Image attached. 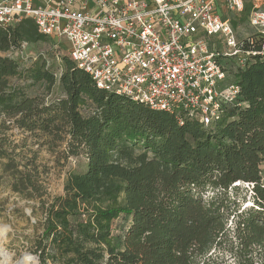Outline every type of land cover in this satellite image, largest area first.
I'll use <instances>...</instances> for the list:
<instances>
[{
    "label": "trees",
    "instance_id": "obj_1",
    "mask_svg": "<svg viewBox=\"0 0 264 264\" xmlns=\"http://www.w3.org/2000/svg\"><path fill=\"white\" fill-rule=\"evenodd\" d=\"M251 8L247 3L233 26L245 24ZM48 39L30 18L0 25V130L12 125L46 144L66 138L68 153L85 157L33 240L38 264H226L206 254L228 234L230 216L231 264H264V59L232 72L237 100L205 126L186 112L155 110L96 87L67 54L63 97L44 102L10 85L20 72L6 53ZM24 75L48 88L56 81L41 56ZM5 145L4 135L0 156L12 190L41 197L37 168L18 169ZM242 184L251 187L252 205L239 209ZM118 220L125 225L116 224L114 236Z\"/></svg>",
    "mask_w": 264,
    "mask_h": 264
},
{
    "label": "built area",
    "instance_id": "obj_2",
    "mask_svg": "<svg viewBox=\"0 0 264 264\" xmlns=\"http://www.w3.org/2000/svg\"><path fill=\"white\" fill-rule=\"evenodd\" d=\"M93 1L96 10L74 8ZM0 0V25L23 18L85 71L96 87L209 126L240 92L233 71L264 59L263 0ZM24 44V43H23ZM22 44V45H23ZM27 44V43H25Z\"/></svg>",
    "mask_w": 264,
    "mask_h": 264
},
{
    "label": "rangeland",
    "instance_id": "obj_3",
    "mask_svg": "<svg viewBox=\"0 0 264 264\" xmlns=\"http://www.w3.org/2000/svg\"><path fill=\"white\" fill-rule=\"evenodd\" d=\"M248 3L253 0H246ZM241 25L240 34L250 33L245 24ZM67 46L62 42L54 44L50 39L46 42L27 43L20 48L12 49L6 54L18 65L20 75L9 78V84L20 86L29 96H37L44 102L63 97L64 93L59 84V74L63 70L62 57L66 54ZM41 56L46 60L47 67L55 74V83L48 88L43 84H32L24 75V72L32 63ZM83 114L87 109L81 110ZM6 136L9 152H13L18 169L33 171V166L39 171V183L43 187L41 197H26L15 192L11 188L13 175L5 170L7 159L0 156V234L3 235L2 246L11 254L10 264L24 258L27 253L31 258L28 264H38V258L33 253V240L41 232L47 209L54 198L63 195V186L66 176L71 172L82 171L85 167V157L82 154L71 155L67 151V141L64 138L56 143H42L34 134L25 132L12 125L8 129L0 130V137ZM261 175L264 180V162L261 164ZM237 194L238 208L252 205L250 186L241 185ZM116 224L124 226L122 220L114 222L113 233L116 236L118 229ZM226 227L228 234L221 239V244L213 246L206 254L216 262L231 264L234 261V238L232 237L231 216ZM1 261V257H0Z\"/></svg>",
    "mask_w": 264,
    "mask_h": 264
},
{
    "label": "bare ground",
    "instance_id": "obj_4",
    "mask_svg": "<svg viewBox=\"0 0 264 264\" xmlns=\"http://www.w3.org/2000/svg\"><path fill=\"white\" fill-rule=\"evenodd\" d=\"M2 240H3V235L0 234V257H1L0 264H10L9 262H10L11 254L3 248ZM30 258H31L30 256L25 255V257L22 258L19 264H28L27 260ZM13 264H18V263H13Z\"/></svg>",
    "mask_w": 264,
    "mask_h": 264
},
{
    "label": "crops",
    "instance_id": "obj_5",
    "mask_svg": "<svg viewBox=\"0 0 264 264\" xmlns=\"http://www.w3.org/2000/svg\"><path fill=\"white\" fill-rule=\"evenodd\" d=\"M34 2L36 4H41L42 0H34ZM74 8H76V9L82 8L85 10H96V7H95L93 1H87L84 6L82 3L77 2L76 4H74Z\"/></svg>",
    "mask_w": 264,
    "mask_h": 264
},
{
    "label": "water",
    "instance_id": "obj_6",
    "mask_svg": "<svg viewBox=\"0 0 264 264\" xmlns=\"http://www.w3.org/2000/svg\"><path fill=\"white\" fill-rule=\"evenodd\" d=\"M27 255V253H24L23 256ZM33 258L37 259L38 257L37 256H32ZM22 259H19L16 263H20Z\"/></svg>",
    "mask_w": 264,
    "mask_h": 264
}]
</instances>
